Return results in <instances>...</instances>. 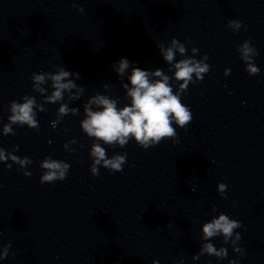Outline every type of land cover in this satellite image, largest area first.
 <instances>
[{"label": "clouds", "instance_id": "clouds-1", "mask_svg": "<svg viewBox=\"0 0 264 264\" xmlns=\"http://www.w3.org/2000/svg\"><path fill=\"white\" fill-rule=\"evenodd\" d=\"M73 7H75L74 4ZM78 11L82 13L83 9H78ZM228 25L233 31L239 30L242 27L239 20H229ZM157 46L161 49L163 59L169 63L174 59V49H178L181 54L186 52L185 46L180 44L175 38L172 39L171 46L166 49L162 45ZM237 50L240 52L241 59L246 63L245 71L249 75H258L260 69L254 64L252 59L258 55V52L251 45L250 41L246 40ZM192 51L195 53L198 49L193 48ZM204 60H208L207 54H205ZM129 66L130 61L127 58H121L118 61V67L114 66V70L119 76H123ZM174 67L176 69L174 73L175 79L182 81L179 85V93H174L173 87L169 83V77L164 75L160 69L149 73L147 70L134 67L132 68L131 75L128 77L131 88H128L127 84L123 85V87L128 89L127 95L131 98V105H126L118 110L115 100L103 95L94 96L89 101V104L102 106V110L92 111L87 105L85 106L87 118L82 121L84 132L89 137H95L105 144H118L121 147L127 145L130 138H134L136 143L145 150L158 145L162 140H167L168 138H173L174 143L178 142L173 122L184 129L192 121L190 108L181 102V93L187 91L190 83L194 84L197 81H202L204 75L209 72L210 65L203 61L188 58L175 63ZM230 71V69H225L224 74L229 75ZM70 75L72 73L65 71L61 67L57 74L50 77L55 88L52 96L48 98L50 101L54 102L60 99L63 90L76 87L72 80L67 79ZM76 75L79 78V74ZM150 75L160 77V79L154 82L150 81ZM193 75H195V80H193ZM33 78L37 83H43L45 80L44 75H34ZM66 79L67 82H63ZM33 105L34 100L27 97H25L23 104L13 101L11 103L12 115L9 118L11 123L19 122L36 128L38 125L34 119ZM59 111L61 114H67L68 109L62 105ZM72 111L75 112V109ZM4 131L5 134L10 133L12 131L11 124L6 125ZM91 156L94 158L91 173L93 176H98L101 162H103L104 168L110 170L109 172L122 171L123 165L126 163L127 153L107 158L106 150L99 144H93ZM3 159H6V157L3 150H0V160ZM11 159L22 166L29 163L27 158L20 160L18 157L12 156ZM9 167L11 166L9 165ZM41 167L47 170L40 177V183L43 184L65 180L70 165L63 161L46 158L42 162ZM24 175L31 176V173H25ZM217 187L220 195L222 197L225 196L228 185L219 183ZM241 227L240 221L230 219L228 215L222 213L218 218L204 224L202 231L205 239L222 233L224 242L227 243L228 239L233 236V230ZM240 240L241 236L237 233L233 243L236 244ZM234 251L243 255V250L238 247L234 248ZM203 253L225 258L227 256V249L222 247L217 251L211 243H207L201 250V254ZM7 255L8 251L6 247L4 252L0 253V259L6 258ZM229 264H236V262L230 260Z\"/></svg>", "mask_w": 264, "mask_h": 264}]
</instances>
